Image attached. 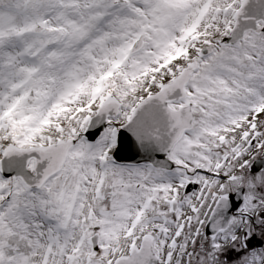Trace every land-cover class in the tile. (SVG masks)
<instances>
[{
    "label": "snow or ice",
    "instance_id": "snow-or-ice-1",
    "mask_svg": "<svg viewBox=\"0 0 264 264\" xmlns=\"http://www.w3.org/2000/svg\"><path fill=\"white\" fill-rule=\"evenodd\" d=\"M0 264H264V0H0Z\"/></svg>",
    "mask_w": 264,
    "mask_h": 264
}]
</instances>
